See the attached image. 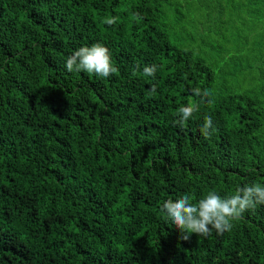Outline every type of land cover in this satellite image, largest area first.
<instances>
[{
    "label": "trees",
    "instance_id": "16d2710c",
    "mask_svg": "<svg viewBox=\"0 0 264 264\" xmlns=\"http://www.w3.org/2000/svg\"><path fill=\"white\" fill-rule=\"evenodd\" d=\"M96 43L118 71L68 72ZM253 183L264 0H0V264H264V205L188 240L160 211Z\"/></svg>",
    "mask_w": 264,
    "mask_h": 264
},
{
    "label": "clouds",
    "instance_id": "9594fccd",
    "mask_svg": "<svg viewBox=\"0 0 264 264\" xmlns=\"http://www.w3.org/2000/svg\"><path fill=\"white\" fill-rule=\"evenodd\" d=\"M116 22V18H109L106 23L111 26ZM66 69L72 71H86L107 78L116 73L118 69L113 65L111 55L107 47L96 43L91 47L83 46L75 50L66 58ZM157 71V65L153 64L143 68L145 76L154 77ZM135 75V72H133ZM155 86L151 89L155 93ZM194 94L198 97H207L208 90L201 92L195 89ZM196 106H182L178 109L181 119L178 123L183 126L196 111ZM213 128L211 116H206L201 128L202 135L205 138L210 136V129ZM256 205H264V184L253 183L245 184L243 187H237L235 195L229 198H221L214 191L193 203L188 194L180 196L177 200H168L164 202L160 211L165 217L181 230L182 239L188 240L191 234L198 236H210L215 230L217 235L230 231L233 227V221L242 217L243 213L254 208Z\"/></svg>",
    "mask_w": 264,
    "mask_h": 264
}]
</instances>
